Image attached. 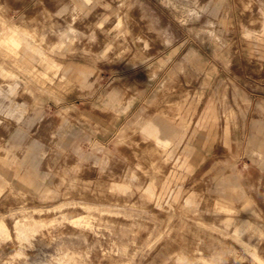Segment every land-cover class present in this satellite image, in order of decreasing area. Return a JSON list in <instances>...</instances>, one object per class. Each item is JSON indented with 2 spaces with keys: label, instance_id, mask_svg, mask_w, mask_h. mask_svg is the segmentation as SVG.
I'll use <instances>...</instances> for the list:
<instances>
[{
  "label": "rangeland",
  "instance_id": "obj_1",
  "mask_svg": "<svg viewBox=\"0 0 264 264\" xmlns=\"http://www.w3.org/2000/svg\"><path fill=\"white\" fill-rule=\"evenodd\" d=\"M0 264H264V0H0Z\"/></svg>",
  "mask_w": 264,
  "mask_h": 264
},
{
  "label": "bare ground",
  "instance_id": "obj_2",
  "mask_svg": "<svg viewBox=\"0 0 264 264\" xmlns=\"http://www.w3.org/2000/svg\"><path fill=\"white\" fill-rule=\"evenodd\" d=\"M13 40H15V41H18V37L17 36H13ZM163 123H162V129H163V131H165V132H169V133H175V132H177L179 129L178 128H176V127H174L169 121H167V120H163L162 121Z\"/></svg>",
  "mask_w": 264,
  "mask_h": 264
}]
</instances>
